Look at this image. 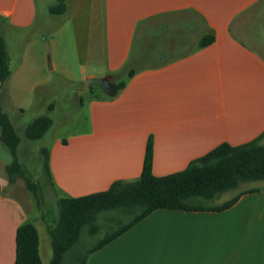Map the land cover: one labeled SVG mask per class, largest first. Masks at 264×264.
Masks as SVG:
<instances>
[{
  "label": "crops",
  "instance_id": "obj_1",
  "mask_svg": "<svg viewBox=\"0 0 264 264\" xmlns=\"http://www.w3.org/2000/svg\"><path fill=\"white\" fill-rule=\"evenodd\" d=\"M56 3L0 0L8 56L5 30L55 19L47 48L59 81H78L73 66L82 80L109 78L118 89L111 97L99 86H86L91 97L80 100L75 124L31 141L49 140L40 151L44 161L43 150L48 153V192L56 204L139 178L150 139L153 173L164 177L222 143L236 147L264 135V0H67L66 12L54 15ZM206 37L213 41L201 46ZM30 61L23 57L4 83L12 85L16 116L31 108L39 88L46 96L57 87L41 61L44 80L27 87L26 97L18 95L14 88L33 78ZM55 110L48 107L46 114L53 122ZM0 145L9 153L0 152V264H15L17 230L27 222L37 227L40 255L49 264V229L59 217L47 214L39 186L25 172L38 187L41 217L31 200H19L25 181L9 184L5 169L13 158L1 139ZM253 183L242 184L239 199L224 211L156 210L92 253L87 264H264V180Z\"/></svg>",
  "mask_w": 264,
  "mask_h": 264
},
{
  "label": "trees",
  "instance_id": "obj_2",
  "mask_svg": "<svg viewBox=\"0 0 264 264\" xmlns=\"http://www.w3.org/2000/svg\"><path fill=\"white\" fill-rule=\"evenodd\" d=\"M66 1L57 0L50 13L61 15L66 12ZM213 41L206 37L201 46ZM12 71L4 39L0 35V90ZM124 84H120L119 89ZM54 104L49 106L53 110ZM54 122L48 115L40 116L31 122L25 137L38 141L45 137ZM0 139L7 146L12 162L6 166L9 184L18 179L25 181L27 191L34 200L37 210H41L37 185L25 176L18 161L17 149L20 138L9 117L1 105L0 98ZM264 136V135H263ZM259 138L241 145L231 146L222 143L208 154L200 157L178 173L157 177L153 173V142L147 143L145 160L141 175L134 181L114 182L106 191L90 195L59 199V223L49 229L52 259L49 264H87L89 256L120 237L138 222L159 209L213 211L220 212L232 207L240 195L216 206L196 204L198 199L214 200L220 195L238 190L244 183L264 180V144ZM45 155V169L48 170V153ZM250 190L247 193L253 192ZM115 213L116 217L108 221V231L94 246L87 250H78L85 234L94 237L103 230L99 224V215ZM17 248L15 264H44L40 255V237L35 224L27 222L17 230Z\"/></svg>",
  "mask_w": 264,
  "mask_h": 264
},
{
  "label": "rangeland",
  "instance_id": "obj_3",
  "mask_svg": "<svg viewBox=\"0 0 264 264\" xmlns=\"http://www.w3.org/2000/svg\"><path fill=\"white\" fill-rule=\"evenodd\" d=\"M37 9H39L40 16L42 14V6L39 5ZM57 24L58 21L55 19L48 22H42L40 19H38L37 23H35L32 28H22L18 31H4V36L9 52V64L10 68L12 69L11 71H13L21 63L23 57L25 58V60L30 59V62L34 63V70H32L33 72H31L33 78L25 77V88L18 91H16V88H14L15 92H17L18 95H21L23 97L25 95L26 97L27 94H29V92L26 90L27 87L28 89H31V84L39 83L44 80L41 72H39L41 61L43 62L44 73L50 76L51 83L53 82L52 85L57 82V87H55L54 90H52L51 88L50 94L46 96L44 94L45 89L39 88L37 92L35 91L32 98L33 105L22 116H16L12 108L13 103L12 101L9 102V89L10 86L12 87L11 83H9L10 85L3 84L4 89L0 93V98L3 100L4 111H6L11 116L13 122L17 126V132L21 139V144L19 145L18 149V161L23 165L24 172L39 186L40 193H42V197L44 199L42 203L45 206L47 214H54V216L59 217V209L58 205L56 204V200L53 201V199L49 195L50 193L48 192V190L50 189V182L48 178L49 176L45 169L44 156L40 151L43 146H48L47 143H49V140L45 139L44 141L40 142H31L25 137V128L35 118L48 114L49 105L55 104L56 110L53 115L54 125L50 129L48 137L51 136L53 132H56V134L63 133L66 129L75 124L73 122L79 115H77V113L79 112L80 100L83 99L84 101L88 102L91 96L88 91H84L85 89L83 88H86V80H82L79 70L77 71V68L73 66H70L69 68L75 73L76 79H78V81H71L70 83L62 80L59 81V78L55 74V72L50 70V68H52L53 60L51 53H49V50L47 48V42H50L51 34L57 27ZM53 39L55 40V42L60 41L57 38ZM49 49L51 50L52 48L50 47ZM60 63L66 64L67 61L62 58ZM10 82H13L12 79ZM46 140L47 143H45ZM2 148H4V150H2ZM0 152L5 153L6 156L9 155V153H7V149H5V147H3L2 145H0ZM257 184L258 183L249 182L244 184V186L246 188H250L257 186ZM17 191L19 200H23L24 202H30L31 200V207L34 206L36 208L34 200L32 201L26 188L20 187ZM238 193L239 189L228 191L214 200L198 199L196 201V204L202 206L221 205L233 199L235 196H237ZM36 215L41 217V210H37ZM113 217H116L115 213L107 212L100 214L99 224L102 226V228L104 227L103 230H101V232H99V234L94 237H89L87 234H85L82 238L83 243H81L77 251L87 250L88 248L94 246L99 240H101L106 231L109 230L108 221L112 220ZM47 255H50L49 251Z\"/></svg>",
  "mask_w": 264,
  "mask_h": 264
},
{
  "label": "water",
  "instance_id": "obj_4",
  "mask_svg": "<svg viewBox=\"0 0 264 264\" xmlns=\"http://www.w3.org/2000/svg\"><path fill=\"white\" fill-rule=\"evenodd\" d=\"M87 87L92 85L99 86L107 96H115L117 93V87L110 81L109 78H95L87 79L85 81Z\"/></svg>",
  "mask_w": 264,
  "mask_h": 264
}]
</instances>
